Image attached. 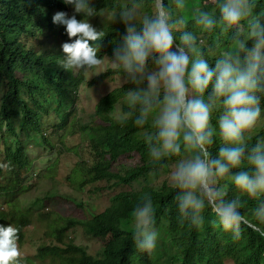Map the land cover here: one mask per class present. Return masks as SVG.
<instances>
[{"label": "clouds", "instance_id": "obj_1", "mask_svg": "<svg viewBox=\"0 0 264 264\" xmlns=\"http://www.w3.org/2000/svg\"><path fill=\"white\" fill-rule=\"evenodd\" d=\"M59 1L64 10L68 11L67 5L73 8L71 15L59 9L52 10V22L63 25L67 35H62L69 38L61 45L64 54L61 66L67 70L87 71L101 65L103 59L97 58L98 47L93 45L105 34L86 18L78 20L76 15H94L89 0ZM151 3L154 9L151 15L139 16L136 10L139 6L120 13L119 21L125 26V35L122 46L114 51L111 67L122 70L125 76L122 83L144 85L129 90L126 101L130 110H137L138 106V115L133 121L135 126L143 128L151 117V127L156 130L158 144L151 149L153 159L179 154L181 144L192 153L169 173L171 186L178 190L175 199L182 220L199 226L207 204L222 229L231 231L234 238L239 239L241 224L253 228L255 225L241 213V199L225 200L226 193L217 185L227 177L235 189L247 197L260 201V197L264 196V139H258L251 148L246 140V133L256 126L262 113L257 93L264 94V26L258 19L252 20L247 26V39L239 38L237 33L233 51L225 53L213 67L202 53L198 52L195 58L190 55V52L196 51V38L191 33H183L180 42L176 43L173 30L177 24L171 22V12L165 0H151ZM175 3L178 9L185 7V0H175ZM212 3L219 8L221 22L228 26L242 25L255 8V0H212ZM111 19L115 21L116 15L113 14ZM196 23L205 30H211L216 20L208 12L201 11ZM180 24H183L182 18ZM50 29L60 30L51 26ZM150 59L155 67L146 71ZM210 85L206 101L204 94ZM218 103L225 111L219 116L217 134L225 146L219 148L216 158H210L208 146L213 143L214 134L210 119ZM131 115L132 111L122 110L117 121L122 124ZM148 140L151 141L152 137ZM99 152H95L96 164L99 161L96 153ZM91 169L87 171L89 179H92ZM5 187L7 193L0 196L6 195L16 201V204L7 205L10 211H20L19 188L14 190L9 182ZM132 215L133 239L137 248L151 252L157 241L151 199L148 198L144 207L136 208ZM252 215L264 222V202L253 209ZM18 231L12 225H0V264H19ZM46 257L57 259L50 255Z\"/></svg>", "mask_w": 264, "mask_h": 264}, {"label": "trees", "instance_id": "obj_2", "mask_svg": "<svg viewBox=\"0 0 264 264\" xmlns=\"http://www.w3.org/2000/svg\"><path fill=\"white\" fill-rule=\"evenodd\" d=\"M121 1L89 0V5L94 9V15L91 17H84L83 14L76 15L81 19L92 20L104 10L117 11ZM132 2L135 4L134 6H139L142 14L151 15L154 11L151 0H132ZM165 5L171 12V22L177 24V28L173 30L176 43L180 42L179 38L183 33H191L196 38L195 48L200 47L203 58L208 60L210 66L213 67L215 62L221 58L212 53L216 50L234 48L237 33L240 34L239 38L244 39L241 30L247 33V26L252 20L258 19L261 26H264V0H255L252 15L238 26H228L222 23L219 9L217 12H212L209 6L202 4V0H191V3L186 4L183 11L181 10L182 25L180 24L181 18L179 19L171 0H165ZM134 6H131L130 9ZM62 7L59 0H0V88H7L6 94L0 92V130L5 127L8 133L16 134L13 120L18 112L22 115V131L39 129L38 113L29 105L30 102L23 98L30 96L32 101L37 103L35 96L39 87L38 84H35L37 82L23 81V76L35 75L36 79L48 87L55 84L56 90H62L69 85L78 86L82 83L81 76H78L80 79L73 78L70 84H67L66 81L62 84V80L54 83L51 80L50 68L46 63L45 56L28 48L21 40L23 34H33L39 29L36 28V25L40 20H45L54 29L59 28L65 35L64 26L54 24L51 17L54 14L53 9H59L69 14ZM201 11L208 12L216 20V24L211 30H205L196 23V18ZM119 15L116 16L117 19L113 25L102 30L105 35L93 45L98 47L97 58L113 59L115 49L122 46L125 26L119 21ZM248 43L251 45L252 41L249 40ZM190 55L195 58V51L190 52ZM154 67V63L150 59L146 71H152ZM20 72L23 74L22 77L19 75ZM118 76L125 79L122 70L109 69L91 80L88 86L104 83ZM136 87V84L126 82L119 90L112 91L102 97L96 105L95 113L100 122L97 131L100 133L101 152L96 153L99 161L90 170L92 179L87 180L88 182L114 180L118 185H130L149 172L166 169L167 166L192 155L181 144L179 154L165 155L160 160H154L151 156V149L158 147L155 139L156 130L151 127L150 122L146 123L143 128L134 125L133 121L138 115V106L137 110L124 108V112L132 111V115L122 124L114 121L108 115L117 101L123 98L129 90H135ZM210 91L211 85L204 94L206 101ZM257 95L260 96L261 108H264V94L257 93ZM60 96L64 99L62 95ZM224 111L222 104L218 103L213 109L210 119V127L214 130L213 143L208 146L210 158H216L219 148L225 146L217 134V122ZM148 137H152V140L149 141ZM258 139L260 138L246 135L249 148L254 146ZM133 153L139 158L136 167L124 173L119 172L120 174L112 170L114 162ZM7 155L8 169L16 174L14 180L9 184L14 190H17L20 188L22 176L30 171L31 163L24 148H19L17 151L8 149ZM217 187L226 193L225 200L239 197L242 201L241 213L255 225L253 228L241 224L239 239H235L231 231L225 232L222 229L217 217L207 204L202 212L203 221L199 226H193L189 220H182L175 199L178 190L165 184L160 190L152 186H145L137 193L119 194L115 196L109 208L92 219H88L82 225L88 235L106 237L105 247L98 258H94L73 243L64 244L65 233L70 227H76L77 222L68 223L55 230L57 242L63 246H42L38 249V256L42 259H45L47 255L53 256L59 259L61 264H163L162 255L165 252L166 243L162 239L156 241V247L151 252L141 251L133 239L134 229L125 230L121 225L122 220L129 219L131 216L127 211L131 200L139 201L144 207L150 198L155 219L153 229L156 226L167 227V234L172 238H169L168 243L174 247L176 257L170 264H264V235H261L264 232V222L256 220L252 215L253 209L264 202V196L260 197V201L247 197L246 194L235 189L227 177L221 179ZM6 190L7 187L0 184V194L7 193ZM31 213V211L20 208V211L13 209L6 215L0 214V225L5 227L12 225L17 228L19 230L17 243L21 244L24 239V228L29 226L31 218L34 220V215ZM172 240L176 243L175 245Z\"/></svg>", "mask_w": 264, "mask_h": 264}, {"label": "rangeland", "instance_id": "obj_3", "mask_svg": "<svg viewBox=\"0 0 264 264\" xmlns=\"http://www.w3.org/2000/svg\"><path fill=\"white\" fill-rule=\"evenodd\" d=\"M171 2L180 19L183 9L176 7L175 0H171ZM189 3L191 0H185V5H189ZM211 3L212 0H202L204 6H209L212 12H217L219 8ZM134 5L132 0H122L117 11L104 10L88 22L98 31L105 30L115 23L111 19L113 14L117 16ZM67 8L69 15H71L72 6L67 5ZM136 10L139 16L144 15L138 7ZM77 19L81 18L77 17ZM36 28L39 29L33 34H23L21 40L28 48H32L45 56L46 63L50 68L51 80L54 83L62 80V84L65 81L70 84L73 78L80 79L78 76H81L83 81L78 86L69 85L62 90H56L55 84L48 87L36 79L35 75L23 76L22 72L19 73L21 77L23 76V81L37 82L35 84H38L39 87L35 96L37 103L32 101L30 96L23 97L30 102L29 105L38 113L39 129L22 131V115L18 112L13 120L16 134L8 133L5 127L0 130L1 184L5 186L16 177V174L8 169V149L17 151L23 147L31 163L30 171L22 176L20 188L17 191L19 207L24 210H31V214L34 215V220L31 218L30 226L23 231V242L17 243L20 251L19 264H61L58 259L52 257L40 258L38 249L42 246H63L57 242L54 232L68 222H77L78 225L65 233L64 244L73 243L94 258H98L105 247L106 237L88 235L82 225L88 219H92L95 215L109 208L113 198L120 193H137L145 186H152L157 190L162 189L161 187L165 184L171 186L169 173L177 163L157 172H149L130 185H118L114 181L88 182L87 171L95 166V152L101 148L100 133L97 131L100 122L95 114L96 105L102 97L112 91L119 90L126 82L122 83L124 78L118 76L104 83L88 86L91 80L103 72L113 69L111 67L112 59L106 58L101 65L87 71L84 69L67 70L61 66L60 62L64 59L61 45L69 41L68 36H63L58 29L51 30L50 25L45 20H40ZM241 32L244 39H247V33L242 30ZM195 49V55L200 53L199 46ZM233 49L216 50L212 54L218 58H223L225 53L232 52ZM209 50L211 49L209 48ZM62 76L63 78H61ZM143 86L137 85V87ZM0 92L6 94L7 88H0ZM125 107H128L126 94L117 101L108 115L118 122L117 118ZM261 109V118L246 135L264 139V108ZM149 122L151 123V117ZM83 128L95 129L83 130ZM138 163L139 158L134 153L128 154L114 162L112 170L115 173H124L136 167ZM11 204H16V201L6 195H1L0 214L6 215L10 211L7 205ZM136 208H142L140 202L131 200L127 207L131 216L129 219L121 221L123 229H134L132 213ZM153 230L157 232V240L162 239L166 243V249L162 255L163 264H170L172 259L176 257V252L174 247L168 243L169 238H172L167 234V227L156 226ZM173 243L176 244L174 241Z\"/></svg>", "mask_w": 264, "mask_h": 264}]
</instances>
